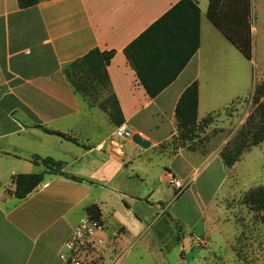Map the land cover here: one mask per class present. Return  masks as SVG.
<instances>
[{"label":"crops","instance_id":"0c3cea01","mask_svg":"<svg viewBox=\"0 0 264 264\" xmlns=\"http://www.w3.org/2000/svg\"><path fill=\"white\" fill-rule=\"evenodd\" d=\"M178 1L43 0L20 8L17 0H0V165L2 170L12 169L5 164L16 168L6 173L7 183L2 187L14 188L12 176L17 173L45 169L30 161L33 155L59 161L64 172L82 179L45 173L25 198L11 195L0 203V264H64L60 258L63 243L92 204L100 210L108 239L113 238L115 227L123 229L118 247L124 248L125 256L158 221L180 219L177 205L181 194L165 188L164 182L171 184L175 179L186 184L210 163L223 164L221 149L206 157H199L198 147L187 149L189 142L212 129L211 124L173 153L166 156L161 151L177 135L175 106L193 80L198 82L197 121L244 99L248 89L245 66L230 84L227 72L237 69L226 68L225 62H207L206 52L221 46L230 53L233 45L208 17L210 0H193L200 10V45L177 77L155 97L147 94L124 54L129 42ZM235 4L238 2L229 0L224 9ZM256 5L264 6V0H256ZM92 48L114 51L107 73L124 123L133 134L150 141L148 151L167 161L154 163L134 142H125L121 149L108 143L114 127L74 92L62 68ZM100 143H104L103 149L97 147ZM153 167L157 175L139 186ZM225 178L223 172L218 184ZM134 183L138 187L128 191ZM199 202L201 208L206 199ZM142 206L149 212L141 211Z\"/></svg>","mask_w":264,"mask_h":264},{"label":"rangeland","instance_id":"374dc122","mask_svg":"<svg viewBox=\"0 0 264 264\" xmlns=\"http://www.w3.org/2000/svg\"><path fill=\"white\" fill-rule=\"evenodd\" d=\"M248 26L251 59H247L234 45L229 46L230 53L223 51L221 46L205 53L208 63L225 62L226 68L237 69L236 72H227L230 84L237 81L242 65L243 68L245 66L249 72V83L244 99L236 100L223 110L210 114V124L214 125L212 129L199 140L189 142L191 145L187 146L188 151L198 147L195 151L199 157H206L217 148L222 149L255 107L251 96L255 84L264 79V6L258 8L256 0H249ZM105 97L99 95L97 102ZM90 109L99 114L108 126L115 127L101 108L95 106ZM184 144L172 139L163 144V150H160L167 156ZM140 150L150 156L154 163L167 161V158H161L150 149L148 151L140 147ZM218 164L212 162L208 169L199 171L180 192L164 182L165 188L174 189L176 195L181 194L177 205L180 219L170 222L166 217L158 221L125 256L124 248L118 247L123 229L115 227L113 242L117 249L113 252L107 249L106 255L102 257L105 260L103 263L111 264V259L122 254L118 264H264V224L260 218L263 210H256L255 205L248 200L251 193L264 189V142L245 150L230 168ZM4 166L12 169L2 170L0 165V203L12 195L13 188L2 185L7 183L6 173L16 169L7 164ZM151 171L145 183L139 186L148 184L151 181L149 178L158 173L156 167ZM223 172H226V178L219 185ZM137 187L134 183L127 189L131 191ZM201 198L206 199V204L199 208ZM141 211L149 212L145 206H142ZM163 213L168 211L163 210ZM107 246L111 249L112 245Z\"/></svg>","mask_w":264,"mask_h":264},{"label":"trees","instance_id":"16d2710c","mask_svg":"<svg viewBox=\"0 0 264 264\" xmlns=\"http://www.w3.org/2000/svg\"><path fill=\"white\" fill-rule=\"evenodd\" d=\"M43 0H17L20 8L33 6ZM229 0H210L207 15L224 33L228 40L247 58L251 59L249 37V0H234L238 4L229 10L224 9ZM200 45V10L193 0H179L168 11L149 25L124 48V54L134 69L141 85L150 97L158 95L185 67ZM114 54L113 50L92 48L81 57L65 64L62 72L75 93L88 108L99 107L105 111L115 126L124 123V118L111 87L107 65ZM106 97L97 102L99 95ZM252 99L255 107L248 114L237 132L219 152L225 167H232L241 154L264 142V79L255 84ZM198 82L193 80L180 95L174 111L177 135L172 139L186 143L198 136L199 132L211 123V115L197 121ZM35 127L46 133L75 141L61 132ZM30 161L42 164L45 169L34 173H17L12 176V195L25 198L44 179L45 173L60 174L67 178L82 181L80 177L62 170V163L50 157L33 155ZM256 210H263L261 221L264 224V189H258L248 196ZM86 214L100 218L96 205L86 208ZM179 240V234L177 235Z\"/></svg>","mask_w":264,"mask_h":264},{"label":"built area","instance_id":"2783aa9c","mask_svg":"<svg viewBox=\"0 0 264 264\" xmlns=\"http://www.w3.org/2000/svg\"><path fill=\"white\" fill-rule=\"evenodd\" d=\"M132 135L130 128L122 123L114 127L108 143L121 149L125 142H133ZM97 147L103 149L104 143L98 144ZM170 183L178 192L182 191L186 185L175 179H171ZM104 231L105 225L100 218H94L88 214L80 218L63 243L61 260L64 264H104L105 260H102V257L106 255V250L113 252L116 249L113 238L108 239ZM107 245H112L111 249ZM121 258L122 254H119L111 259V264H118Z\"/></svg>","mask_w":264,"mask_h":264},{"label":"water","instance_id":"95a60500","mask_svg":"<svg viewBox=\"0 0 264 264\" xmlns=\"http://www.w3.org/2000/svg\"><path fill=\"white\" fill-rule=\"evenodd\" d=\"M132 141L140 146L141 148H148L150 146V141L147 139H144L142 136H140L138 133H134L132 135Z\"/></svg>","mask_w":264,"mask_h":264}]
</instances>
